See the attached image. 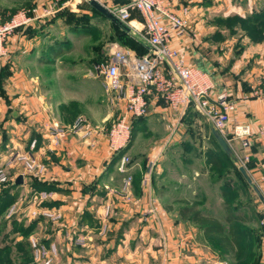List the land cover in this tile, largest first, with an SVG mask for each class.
Wrapping results in <instances>:
<instances>
[{"label":"crops","instance_id":"1","mask_svg":"<svg viewBox=\"0 0 264 264\" xmlns=\"http://www.w3.org/2000/svg\"><path fill=\"white\" fill-rule=\"evenodd\" d=\"M218 2L195 0L189 11L191 30L182 38L172 35L171 43L183 50L189 63L210 71L218 85L230 92L237 105L229 125L230 144L243 143L232 135L235 125L250 126L247 144L240 145V149L249 158V174L264 194V68L257 64L264 60V51L248 49L235 57L232 44L241 35L239 32L221 35L225 31L219 22V17L227 13L251 15L262 8L254 7L253 0H248L246 7L232 6L221 12ZM173 6L181 13L183 0H173ZM132 18L144 21L142 14ZM43 21L38 20L9 37L10 58L5 62L9 73L3 81L5 96L0 97L1 137H5V146L15 150L9 151L11 158L6 156V163L13 166L17 161L14 156L31 155L46 167L45 173L35 176L20 162L19 171L14 175L16 178L23 174L24 183L17 190L25 191L14 203L16 213L24 212L29 221H36L29 240L36 237L48 246L56 244L59 255L55 264H234L222 257L217 242L206 236L199 225L181 219L178 209L169 208L164 198L157 195L159 165L155 167L151 185L143 184L147 164L156 155V143L160 142L157 140L164 134L156 132V127L163 123L166 130V123L169 119L174 122L172 115L176 113L153 93L149 113L137 121L141 124L138 132L150 130L152 137L143 150L135 139L125 152L132 158L126 172L120 171L117 163L111 165L114 153L108 130L117 110H108L103 82L90 74L91 68L87 72L80 68L67 71L81 78L65 86L56 83V62L42 61L43 66L51 65L48 68L54 70L46 79L40 73L31 72L36 67L20 64V54H30L42 41ZM30 28L33 31L29 32ZM52 50L50 47L49 53L53 54ZM91 77L99 80L101 92L92 93V87L86 83ZM47 82L51 85L49 88L45 85ZM94 101L102 103L104 109L92 108ZM77 117L85 118L90 133H70L61 145H54L55 126H69ZM208 125L212 133L211 123ZM160 140L162 143L163 139ZM128 176L132 180L126 185ZM36 181L50 189H37ZM43 191L49 196L36 199ZM219 197L224 207V197ZM27 198L30 203L26 205ZM183 199H196L207 215L224 219L225 211L217 216L206 210L203 200L197 197L183 196ZM46 208L61 212L62 218L46 217L43 214ZM260 223L262 229L253 228L256 235L248 264H264V213Z\"/></svg>","mask_w":264,"mask_h":264},{"label":"rangeland","instance_id":"2","mask_svg":"<svg viewBox=\"0 0 264 264\" xmlns=\"http://www.w3.org/2000/svg\"><path fill=\"white\" fill-rule=\"evenodd\" d=\"M52 1L0 0V23H4L19 11L31 13V10L35 7L41 9L50 7ZM98 1L108 8L114 9L129 4L131 0ZM247 2L248 0H219L217 4L221 12H226L232 6L246 7ZM62 3H65V5L60 7ZM194 4L195 0H183V11L185 8L191 11ZM252 5L264 10V0H253ZM54 8L55 12L50 17L43 19L44 29L40 33L42 41L36 46V50L30 54H20L21 66L32 67V69L36 67L35 70L31 71L32 73H40L46 79V76L51 75L54 70L48 68L51 65L43 66L42 61L56 62V83L59 85L65 84V86L72 85V83L75 84V79L79 80L81 77L67 71L80 68L87 72L95 63L108 61L116 44L126 45L117 40L116 31L118 30L116 26L95 10L89 0H60L59 6ZM139 14H141L139 10L131 8V17ZM249 16L248 14L232 12L219 17L221 27L225 31L221 35L230 36L235 32H239L238 34L242 37L241 39L238 36V40L232 44V55L235 57L248 49L259 52L264 51V20L258 24L250 23L246 21ZM188 17L192 20L191 12H188ZM126 39L127 44H135L131 38ZM50 47L55 52H59L58 57H56L55 52L53 53L54 56L49 53ZM9 58L8 52L2 59L3 64ZM257 64L264 68V60L257 62ZM86 83L92 87L93 94L101 92L98 79L91 77ZM45 85L48 88L51 86L48 82ZM108 103V110L113 109L109 99ZM92 108H96V110L104 109L102 103L100 105L95 101L92 103ZM114 117L113 114L112 118ZM172 117L174 122L169 119V122L166 123V130L163 123L156 127V132H164V134L163 137L158 138L157 141L160 142L156 143V148L154 147L156 155L152 158L157 160L156 167L159 165V172L156 174L159 186L156 193L164 198L166 205L177 211L182 205L180 200L183 199V196L197 197L203 200L202 203L206 210L212 211L217 216H222L224 207L221 205L219 196H223V190H227L233 206L244 211H249V207H254L258 210V213L263 215L264 203L238 171V167L243 163L239 161L234 165L232 160L226 156L217 141L212 137V133H210L209 121L196 109L188 111V113L186 110L182 115L176 113ZM140 125V123L135 125L138 130ZM2 132L3 127L0 125V168L4 169L9 179L12 180L19 171L20 162L23 161L20 158L21 156L16 155L14 157L17 161L14 162L13 166L6 163L7 158L5 157L9 156L11 158L9 151L15 150L12 146H5L1 137ZM150 132V130L138 132L135 139H137V144L140 143L139 149L143 150L148 139L152 137ZM205 133H208L207 137L204 136ZM161 138L163 139L162 143ZM240 145L244 147L243 143L239 146L234 143L231 147L234 154L241 159L245 156L242 155ZM212 155L222 161V167L215 168L210 165ZM128 158V164H130L132 158L130 155ZM23 164L25 168V163L23 162ZM247 164L248 162L243 165L247 168ZM3 184L0 185V193L4 187ZM12 192L15 195L12 198L15 202L22 193L25 194L24 190L19 191L17 187L13 188ZM29 200L30 198L25 200L27 201L25 202L26 205L30 203ZM9 209L0 215V264H10V258L14 260L15 264H39L35 257H32V254L25 253L19 250L18 247L19 243L26 242L22 234L24 229L32 222L28 220L27 216H24V212L19 214L15 212L11 217H8ZM249 225V227L254 228L260 227L256 222L249 223ZM57 249L59 255V248ZM28 256L30 260H28Z\"/></svg>","mask_w":264,"mask_h":264},{"label":"built area","instance_id":"3","mask_svg":"<svg viewBox=\"0 0 264 264\" xmlns=\"http://www.w3.org/2000/svg\"><path fill=\"white\" fill-rule=\"evenodd\" d=\"M60 0H53L50 7H35L30 12L19 11L4 23H0V70L3 57L9 52V37L34 22L50 17L59 6ZM62 5V6H61ZM63 7L65 3H62ZM106 6V5H105ZM107 7V6H106ZM131 8L143 15V23L131 17ZM118 18L127 23L148 47V53L140 55L135 49L116 44L108 61L95 63L90 70L93 77L103 82L108 99L117 110L116 117L108 130L109 145L115 154L127 146L131 138L133 122L149 113L150 96L154 93L166 101L167 105L177 114L182 115L190 105L199 111L230 143L229 125L236 102L230 92L220 87L215 76L208 70L197 67L187 61L183 50L171 43L172 35L184 37L191 30L189 10L180 13L173 6V0H131L129 4L111 9ZM84 117H77L69 126L56 125L53 132V144L61 145L70 133L82 132L88 135L91 130L86 127ZM251 132L249 125L237 124L232 135L246 143V136ZM35 142H33L34 145ZM28 173L35 176L46 171L45 164L31 155H22ZM128 156L123 154L118 169L127 171ZM249 158H239L244 165ZM156 159H151L143 177V184L150 186ZM242 164V165H243ZM131 176L127 177L126 185L130 184ZM10 181L4 169L0 168V185ZM49 196L45 191L36 199L44 200ZM17 211L13 204L8 217ZM43 214L51 220H59L62 213L45 209ZM35 260L39 264H55L58 257L56 244L46 245L36 237L30 238ZM83 243L82 239H79Z\"/></svg>","mask_w":264,"mask_h":264},{"label":"trees","instance_id":"4","mask_svg":"<svg viewBox=\"0 0 264 264\" xmlns=\"http://www.w3.org/2000/svg\"><path fill=\"white\" fill-rule=\"evenodd\" d=\"M93 8L97 10L95 7ZM263 20H264L263 9L251 14L246 19V21L254 24H258ZM115 26L118 30L116 31L117 40H120L122 44L123 43L126 44L125 46L135 49L140 55L148 53V47L146 46L145 43H142L140 40H138L131 34L127 33L119 26L117 25ZM28 31L29 32L33 31V29L30 28L28 29ZM126 38H131L132 40H134L135 44H127ZM52 52L54 53L55 50L53 49ZM55 54L57 55L59 54V52H55ZM8 73H9V65L7 63H4L0 70V97L5 96L3 81H4V77L8 75ZM191 110H195V108L192 105L188 107L187 113L188 111ZM143 117H140L133 122L131 138L129 143L127 144L126 147H124L123 149L119 150L114 154L110 163L111 165L116 164L121 158V156L125 154V152L132 146L138 134V129L136 128L135 125L138 123L137 121L143 119ZM212 137L217 141L213 132H212ZM3 139L5 140V137H3ZM217 143L221 147L223 152H225L226 156L232 160L233 164L234 165L237 164V162L234 161V159L231 156H229L227 152L222 148V146L219 144L218 141ZM211 162L215 168L222 167V161L217 159L214 155H212L211 157ZM238 171L242 176V178L246 181V183L249 186H252L248 183V181L240 171L239 167H238ZM3 185L4 187L2 188L0 193V215L7 212V210L14 204L15 201H13L12 198L15 195L13 194L12 190L13 188L19 186V184H16L13 180H10L4 183ZM34 185L36 186L37 189H50L49 187L45 186L42 183H37V181L34 182ZM229 195L230 194L228 193L227 190H223V197L225 200L224 202L225 216L223 220H220L219 218H216L214 216L207 215L203 210L199 208V203L196 199L180 200L182 205L181 207L178 208V212L181 219H185V220L188 219L196 223L203 229L206 236L213 238L217 242L218 246L221 249V255L223 258L232 260L234 264H248L249 262L247 261L250 254L252 241L255 240L254 239L256 235L255 230L256 229L260 230L263 227V225H261L260 223L262 215L258 213V210L255 209L254 207H249V211H244L239 207L233 206L229 199ZM253 222L258 223L260 227L256 229H253L254 227H249L250 226L249 223H253ZM35 225H36V221L32 222L26 229H24L22 237L25 238L26 242L25 243L21 242L18 244L19 250H22L25 253L32 254V257H34V251L31 246L29 237L32 230L35 228ZM27 258L28 260H30L29 256ZM11 259L12 258L9 259V262H11L10 264H15L14 260Z\"/></svg>","mask_w":264,"mask_h":264},{"label":"water","instance_id":"5","mask_svg":"<svg viewBox=\"0 0 264 264\" xmlns=\"http://www.w3.org/2000/svg\"><path fill=\"white\" fill-rule=\"evenodd\" d=\"M89 3L95 7L98 11H100L107 19H109L111 22H113L115 25L119 26L121 29L126 31L127 33L131 34L138 40H140L142 43L143 40L139 37V35L124 21H122L120 18H118L108 7H106L103 3H101L98 0H89ZM212 132L214 136L216 137L217 141L219 144L222 146V148L227 152L229 156H231L234 161L237 163L239 162V157H237L234 154V150L231 147L230 143L228 140L221 134L217 129H212ZM240 171L248 181L250 185L253 186L254 190L256 191L257 195L261 199V201L264 203V194L262 193L261 189L259 186L254 182L253 178L249 174L247 168L244 165L239 166ZM16 184H23L24 183V176L23 174H20L17 176V178L14 181Z\"/></svg>","mask_w":264,"mask_h":264}]
</instances>
